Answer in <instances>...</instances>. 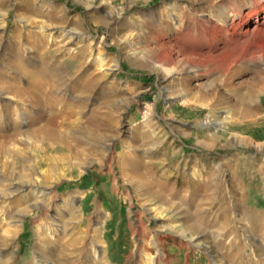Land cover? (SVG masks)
Returning a JSON list of instances; mask_svg holds the SVG:
<instances>
[{
    "label": "rangeland",
    "instance_id": "374dc122",
    "mask_svg": "<svg viewBox=\"0 0 264 264\" xmlns=\"http://www.w3.org/2000/svg\"><path fill=\"white\" fill-rule=\"evenodd\" d=\"M244 2L236 5L242 14L250 5ZM181 8H192L195 13L191 18L181 16ZM207 12L203 0H9L0 9V63L8 60L4 49L11 46L14 28L20 34L22 58L32 56L34 60L39 56L26 50L29 31L42 26L48 35L53 28L59 32L44 38L41 50L62 52L61 63L57 59L52 62L58 65L65 83L54 87L53 79L42 82L48 84L46 90L51 89L49 95L65 94L56 109L73 107L74 117H65L61 127L71 144L85 145L84 136L90 133L86 121L94 109L106 114L117 136L116 140L106 138L113 139L112 151L100 153L93 147L87 159L68 172L71 177L56 176L51 207L46 208L44 218L40 216L42 205L22 217L11 264H26L34 256L36 223L48 222L54 214L53 205L72 193L78 195L75 206L80 207L82 220L65 235L78 237L79 230L96 222L100 226V256H89L91 259L85 258L81 264H102L103 256L106 264H144L142 246L151 250L147 257H164L163 264H264V228L258 225L264 222V90L253 99L248 115L237 100L243 84L251 80L256 68H262L259 55L256 63L248 57L243 61L241 56L245 55L243 45L264 44V14L259 10L248 17L241 28L245 35L234 39L233 46L224 47L220 41L211 58L186 65L184 54L194 44L183 40L181 32L190 28L193 33ZM61 31L75 33L79 39L64 44L59 38ZM170 44L172 63L166 59L165 46ZM103 69L108 71L105 77ZM168 70L173 78L167 76ZM231 75L233 91L224 85ZM81 79L93 80L95 89L89 95L74 90V82L81 83ZM26 82L22 79L19 86ZM100 93L107 99V107L102 106L106 100ZM76 97L81 102L87 98L85 106L81 107ZM11 100L22 111L15 119L20 132L49 118L48 113L30 118L33 108L28 102ZM4 102L0 100V105ZM21 104L28 105L22 109ZM10 126L4 121L0 130L6 133ZM15 141L10 148L20 151V156L14 157L12 164L8 160L10 170L14 174L20 171L19 163L26 158L31 161L24 164L37 169L31 151L33 140L17 136ZM110 152L113 157H108ZM6 164L0 158V173L6 171ZM157 192L163 200L156 197ZM207 195L212 204L202 201ZM206 212L219 225L192 236L187 233L185 225ZM216 234L220 239L216 240ZM75 254L78 251L69 255V260L75 262Z\"/></svg>",
    "mask_w": 264,
    "mask_h": 264
},
{
    "label": "bare ground",
    "instance_id": "6f19581e",
    "mask_svg": "<svg viewBox=\"0 0 264 264\" xmlns=\"http://www.w3.org/2000/svg\"><path fill=\"white\" fill-rule=\"evenodd\" d=\"M8 1L9 0H0V9L5 8ZM244 1L245 5H250L249 10L245 14H242L239 12V6L244 5L242 4L243 0H233V2L230 1L226 4L220 3V0H203V3L209 12L202 15L203 18L193 33L190 32V28H186L181 32L182 37H184L183 40H186L187 42L190 41L194 44L192 45L189 42L191 45H189L184 54L185 59L183 61L186 65L193 63L202 64V62L211 58L213 50L217 47L220 41H223V44L225 45L224 47L229 48L233 46L234 39H237L242 34L245 35V33L241 32V28L247 24L248 17L259 10L264 14V0ZM104 5L105 3L103 6ZM233 5H235V7ZM236 5L239 6L237 7ZM14 7L15 9L18 8L16 5ZM232 7L235 11H231ZM194 13L195 12L192 8H181V16L187 14L188 17L191 18ZM118 15H120L119 12ZM2 21L3 16L0 15V22ZM176 29H181V24L176 25ZM18 32L17 28H14L11 31V46L5 49L3 48L4 51L7 52L8 60L0 63V100L5 101L0 105V127L4 121L7 123L10 122L11 125L9 127L10 130L6 133L0 130V158H3L4 161L7 162L6 171L0 173V218L2 220L0 222V264L12 263L15 239L20 232L18 223L21 221L22 217L31 213L33 207L42 205L44 211L40 216L44 218L46 208L51 207V200L53 198L52 190L56 186V176L60 175L65 178L71 177L72 174L68 172L74 167L79 166L82 161L86 160L93 147L98 149L100 153L103 151H112L113 139L107 140L106 138L111 137L114 138V140L117 139L116 130L112 125L110 126L108 124L106 114L100 110L97 111V109H94L90 111L86 121V124L89 125L90 133L88 136H84L86 142L85 145L82 147H75L71 144L68 135L65 133L66 131L61 130V127L66 119L74 117L75 112H73V107L71 108L70 106L65 105L60 109H56L61 103H63L65 94L56 93L55 96L49 95L47 91H50L51 89L46 90L48 84L42 82V80L45 79H53L52 83H54V87H60L65 83L62 76L63 74L61 75L60 70L58 69V65L52 62V60L57 59L59 60L57 63L60 64L61 60H63V58L60 57L64 56L61 54L62 52H59L54 48L51 50L49 49L46 53L41 50L42 45H44L43 39L50 38L51 35L59 32L53 28L49 30L48 35L45 33L42 26H37L33 32L29 31L27 34L28 36L26 37L29 48L26 50L29 49L34 51V53L39 56V60H34L32 56H26L25 59L22 58L23 54H21V51L23 49L21 50L22 44H19L20 42L18 41L20 35ZM59 38L64 41V44H68L79 39V36L68 31H61ZM170 45L165 46L168 48L166 59L167 62L172 63L174 62V52L173 46ZM205 48L208 51L206 53L201 52V50ZM243 53L245 54L241 56L243 61L248 57L247 60H252L255 63L257 61V55H259V63L261 64L260 66H262V68H256L254 70L253 77L251 80L243 84V92L237 97L238 103L243 105V114L248 115L251 113L250 105L253 102V99L258 93H261L264 90V44L251 46L245 44L243 45ZM45 56L52 59L46 60ZM94 60L96 61L97 59ZM160 66L161 68L164 67L163 64H160ZM64 68L65 66L63 69ZM99 68H102V66ZM10 72H13L15 76H12ZM101 73L102 76L105 77L108 74V71L103 69L101 70ZM166 73L170 78L174 77L173 72L171 73L170 70ZM188 73L195 74L193 72ZM194 76L197 75L195 74ZM232 76L233 75L227 78L224 84L231 91H233L231 85ZM22 79L27 81L24 87L19 86V82ZM85 79H81V83L74 82V90L79 94L89 95L94 91L95 87L91 82L93 80L85 82ZM184 80L187 81L185 78ZM183 86L185 88L187 87L186 82L183 83ZM210 87H213V85H210L209 88ZM198 90L203 92L202 88H198ZM9 95L13 96L11 99L16 98L20 103H24L25 101L30 104L31 109L33 108V112L28 113L29 115L31 114L30 118H38L41 114L48 113L49 118L45 120L46 123H42L41 125L33 124L27 131L20 132L18 122H15V119L21 117L22 111L17 105L13 106ZM101 95L102 93H100V98L106 100L103 101L104 103L102 106L104 107L107 99L102 98ZM69 100L73 102L74 98ZM75 101L80 102V106L82 107L81 104L85 106L84 102L87 101V98L82 102L79 98H77V100L75 99ZM27 105L23 104L22 109L23 106L25 107ZM65 117L67 118L65 119ZM58 120L60 121L58 122ZM17 136H25L28 140H33L31 151L34 154L35 159H33L37 163V169L36 166L25 165L24 163L31 161V158L27 159L25 157L26 160H21V163H19L20 171H17L14 174L11 171L12 169L10 170L11 166L9 165L8 160L10 159V164H12L13 158L20 156V151L17 152L14 147L10 148V146H13L14 142H16L15 138H17ZM19 141L18 143H21V145L24 144L23 141ZM111 156L113 157V152H110L108 157ZM125 163L133 173L136 172V168L132 164L128 162ZM138 178L141 180L142 176L138 175ZM162 187L163 186L160 187V190H163L161 189ZM77 197V193H72L67 197L62 198L58 205L55 204L51 208L53 209L54 214L48 222L42 221L43 223H36L35 231L37 238L35 241V252L34 256L31 257L26 264H81L85 261V258L86 260H89L92 257L97 259L98 256H100V241L98 239V231L100 228L99 222H96L93 226L89 225L88 227H85L82 231L79 230L81 234L78 237L70 235V237H68L65 235L67 229H73L75 224L82 220L80 207L75 206ZM156 197L159 200H163L158 192ZM202 201H207L212 204L211 198L208 197V195L207 197L202 198ZM100 215L101 213L99 212L98 216ZM215 225H219L218 221H212L206 212L204 215L200 214L196 222L185 225V231L192 236L200 231H204L207 227ZM258 225L260 229L264 228L263 221H259ZM260 229L258 231H260ZM58 232L61 234L60 237L57 235ZM215 238L216 240L220 239V235L216 234ZM236 247L238 248H236L235 251L238 253L240 245L238 244ZM76 251H78V254H75L77 258L76 261L69 260L68 256ZM150 252V249L146 246H142L141 254H144V257H146L143 259L146 262L144 264H158L159 262L163 264V260H166L164 257H162L163 260H159L158 258L154 259V257H147L149 256L147 253L150 254ZM103 257L101 258V263L106 264Z\"/></svg>",
    "mask_w": 264,
    "mask_h": 264
}]
</instances>
